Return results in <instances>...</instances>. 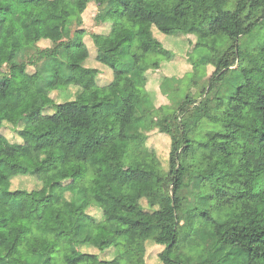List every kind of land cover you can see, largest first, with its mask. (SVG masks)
<instances>
[{"label":"trees","instance_id":"1","mask_svg":"<svg viewBox=\"0 0 264 264\" xmlns=\"http://www.w3.org/2000/svg\"><path fill=\"white\" fill-rule=\"evenodd\" d=\"M189 1L22 0L34 7L23 14L0 0V40L9 41L7 56L0 51V264H146L150 241L164 247L162 264H264V35L251 53L241 42L264 29V0H237L234 10L229 0H196L197 20ZM89 6L107 32L85 25ZM189 34L196 48L231 45L206 97L196 103L188 93L172 117L159 118L155 97L133 86L146 88L147 72L175 58L160 35ZM89 61L113 80L100 85ZM236 64L242 81L216 96L212 111L208 94ZM80 69L93 76L89 93ZM59 80L78 88L74 99L54 103ZM204 117L219 129L198 138ZM45 124L60 142L40 149L36 128ZM152 130L171 139L168 170L148 145ZM51 150L58 165L41 177ZM27 177L37 178L34 188L15 187ZM19 215L28 229L13 224Z\"/></svg>","mask_w":264,"mask_h":264},{"label":"rangeland","instance_id":"2","mask_svg":"<svg viewBox=\"0 0 264 264\" xmlns=\"http://www.w3.org/2000/svg\"><path fill=\"white\" fill-rule=\"evenodd\" d=\"M237 0H229L227 5L225 6L226 10H234L236 6ZM94 9V8H93ZM92 8H88L86 11V24L85 25H93L94 22V10ZM10 10L12 13H23V14H31L34 11V7L31 4H27L22 2V0H13ZM9 10V11H10ZM186 13L189 17L193 19H199L201 17V8L198 5L196 0H190L189 5L186 9ZM161 33V32H160ZM264 29L259 30L255 33V36L252 37H243L241 42L243 43V47L247 46V50L249 53L253 52L254 48H257L260 45V42H263ZM127 39L132 40L134 36L131 33L125 34ZM164 42L170 46V48L176 52L174 61L180 63L178 66L173 69V76L167 77L165 83L163 84L161 90L159 92L151 90L148 92L147 85L146 88L135 87L133 86L134 91L142 96L146 92H148L151 96H156L154 99V104L157 107V111L155 114L160 117H172L175 112L178 110L179 101H183L186 95L189 93L192 96V99L196 101V103L201 102L206 97V91L209 87L210 80L215 71V64L219 62V60L224 56L225 52L229 49L230 43H227L222 48H216L213 50H209L206 47L198 46L195 47L198 37L195 34H189L188 36L181 37L178 35H173L166 37L165 35H160ZM0 51L4 56H7L9 52V41L7 38L2 37L0 40ZM203 56V57H201ZM194 65V66H193ZM238 64L233 66V70L227 72L225 77L221 81H216L217 88L209 93L208 96L213 97V100L210 101V105H212L211 110L214 111V105L217 102L216 96L222 97L228 95L232 90H234V86L237 85L238 82L242 81L238 71ZM154 70V69H153ZM3 72V71H2ZM1 72V73H2ZM163 72V71H162ZM1 75V74H0ZM78 75L80 81L85 88L86 92H90L91 88L94 85L93 76L84 70H79ZM165 80V78H163ZM149 81V80H148ZM56 87L60 90L58 97L56 94L58 91H55V99L54 103L65 102L67 100H71L75 98V93H73L76 88L73 86L68 89V83L59 80L57 82ZM77 91V90H76ZM153 94H152V93ZM178 102V103H177ZM55 106L51 105L43 109V113L54 111ZM50 123V122H49ZM37 145L40 149H49L53 148L60 142V137L53 126L43 125L41 127H37ZM219 129V127L213 123H210L206 117H204L199 123V134H197L198 138L206 135L207 132ZM3 133L8 135L9 138L16 142L17 136L11 130V128L3 127ZM148 145L153 148L163 164L165 170L169 169V153L171 149V139L168 135L161 133L158 130H152L148 132ZM49 160L46 164L42 165L39 169V174L41 177H45L51 171L55 170L58 165L59 155L56 151H50ZM75 169L79 166V164L72 165ZM15 187L20 188H34L35 184L38 182L37 178L27 177L24 180L19 181L15 179ZM86 184L90 188V190H96V180L95 175L93 173H89L86 177ZM144 205L146 202L144 201ZM69 212V207L67 205H63L60 208V215L63 217L66 213ZM91 214L97 218L101 217V211L97 208H93L90 210ZM30 223V218L25 215L16 216L13 224L20 229H28ZM164 249L163 246L157 245L153 241L147 243V255H146V264H162L159 254ZM94 253H98L101 258L111 259L114 257L113 250H107L106 252H100L96 249H87ZM22 259L21 256L16 258V261H20Z\"/></svg>","mask_w":264,"mask_h":264},{"label":"crops","instance_id":"3","mask_svg":"<svg viewBox=\"0 0 264 264\" xmlns=\"http://www.w3.org/2000/svg\"><path fill=\"white\" fill-rule=\"evenodd\" d=\"M88 8H92L93 9L92 6H89ZM87 9H86V11H87ZM93 10H94V14H95L96 11H95V9H93ZM86 11H85V14H84L85 22H86ZM93 17H94V15H93ZM88 27L90 29L94 30V31H97L98 33H105V32H107V30L109 28V26L107 24L103 25V26H96L94 24V22H93V25H88ZM163 41H164V39H163ZM165 45L169 49H171L170 46H168L166 43H165ZM89 63H90V61L87 62V65ZM177 64L180 65V63L175 62L174 59H173L172 61L163 62L161 67H160V69L149 70L147 72V77H148V80H149L148 83H147L148 84L147 85L148 92H150L151 90L159 92V90H161L163 84L165 83L166 78L170 77V76H173V70H171V69H173L174 67L178 66ZM90 66L96 67V68H98L100 70L99 71V75H98V82H99L100 85L109 84L113 80V71L111 69H109L108 67H106L104 65H101L98 62L90 63ZM163 78H165V80H163ZM77 89L78 88L76 87L74 89L73 93H75ZM159 94H160V92H159ZM155 98H156V96H155Z\"/></svg>","mask_w":264,"mask_h":264}]
</instances>
